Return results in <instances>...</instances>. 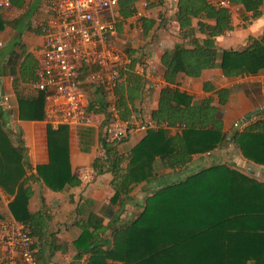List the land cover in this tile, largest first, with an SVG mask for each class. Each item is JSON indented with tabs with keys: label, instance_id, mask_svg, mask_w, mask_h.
<instances>
[{
	"label": "trees",
	"instance_id": "trees-1",
	"mask_svg": "<svg viewBox=\"0 0 264 264\" xmlns=\"http://www.w3.org/2000/svg\"><path fill=\"white\" fill-rule=\"evenodd\" d=\"M229 2L242 10L245 20L255 21L262 16L263 0ZM175 16L183 38L181 44L160 57L168 86L161 90L157 109L151 113V121L158 128L147 131L126 157L116 154L113 142L101 140L107 160L96 159L92 166L96 174L112 173L114 194L110 204L120 208L129 201L136 186L154 178L158 159L178 177L184 174L192 156L211 152L225 140L212 99L194 104L184 93L170 87L176 84L178 74L198 78L202 71L218 66V58L225 78L264 73V31L256 38L248 37L241 51L220 50L216 38L233 29L229 10L214 8L208 0H178ZM3 29L4 22L0 20V32ZM196 34L203 38H196ZM186 38L188 42L184 41ZM31 64V57L26 55L21 63L23 81L32 78ZM135 64L132 61L128 67L130 86L115 89L121 120L128 119L130 106L143 92L140 77L132 73ZM203 89H208L207 84ZM216 94L222 105L228 91L221 89ZM43 100L40 92L30 101V116L26 102L19 101V119L40 118ZM104 107L100 110L106 111ZM92 110L90 105L88 111ZM252 116L255 114L245 117L243 129H236L231 141L244 160L264 167V113L251 119ZM175 126L181 129L173 136L164 129ZM47 136L49 162L37 167L38 178L53 191L79 186L68 162L66 127L48 128ZM23 174L22 152L13 147L0 114V189L13 196L8 208L14 220L23 224L32 238L41 241L48 219L41 213H29L31 192L19 184ZM170 181L147 196L139 215L129 225L114 229L110 239L103 237L106 226L102 219L90 215L75 244L88 255L87 264H264V180L220 164L186 175L181 181Z\"/></svg>",
	"mask_w": 264,
	"mask_h": 264
},
{
	"label": "crops",
	"instance_id": "crops-1",
	"mask_svg": "<svg viewBox=\"0 0 264 264\" xmlns=\"http://www.w3.org/2000/svg\"><path fill=\"white\" fill-rule=\"evenodd\" d=\"M48 1L11 0L10 8L0 9V20L4 22V29L0 32V98L7 96L9 99L7 110L0 103V114L13 147L21 151L23 155L24 174L19 184L31 192L28 211L30 214L41 213L48 219L43 239L37 241L33 238L38 263L87 264L88 255L77 249L75 244L78 243L76 241L81 236L82 227L89 216L93 214L102 219L103 226H106L103 237L110 239L111 232L129 225L141 212L144 199L152 195L161 185L170 184L174 174L173 171L164 168L158 159L155 163L154 178L149 183L136 186L130 192V199L123 208H120L118 204H110V198L114 194L111 187L113 176L110 172L96 174L92 185L85 186L80 182L77 187H66L61 191L48 189L38 178L37 167L49 162L47 132L50 127L45 120V103L44 100L41 103V109L38 112L41 114L40 118L22 120L19 119V101L26 102L27 114L30 116L33 105L29 103L40 93L33 85L37 78L36 54L43 41L39 31L31 26V22L44 20L50 16L47 8ZM177 2L178 0H118L117 7L110 13H106V16H114L116 21L112 41L116 50L124 56L125 61L121 70L123 82L118 88L130 86L127 73L132 61L136 62V68L142 60L149 57L153 61L156 74L149 87L140 77L144 84L142 95L130 106V116H137L138 120L148 126L147 130L131 132L122 142L112 143L116 154L123 157H126L139 144L147 131L158 128L151 121V113L157 109L161 90L168 86L163 79L164 69L160 64V57L163 52L171 51L175 45L181 44L183 38L175 16ZM144 5L147 6L144 7ZM137 12L142 13V18L138 19L135 16ZM257 22L258 19L249 27L242 26V30H237L235 28L239 22L231 18L233 29L216 38L217 47L220 50H243L248 37L256 38L264 31V24H259L257 27L259 35H247L246 40H241L240 33L257 25ZM241 23L244 22L241 21ZM195 37L203 38L199 34ZM184 41L188 42V38ZM26 55L32 59L33 75L32 78L23 81L20 79L21 63ZM217 63L218 66L214 69L202 71L198 78L178 74L176 84L170 86L184 93L194 104L205 99H212V105L218 109L221 130L225 136L220 147L208 153L192 156L182 174L183 178L214 165L241 160L253 166L242 158L239 150L232 143L231 136L236 129L239 131L243 129L246 116L253 113L255 114L251 118L253 119L261 117L264 113V73L225 78L219 67L220 58ZM81 79L86 90L90 125L75 128L62 126L67 129L68 162L71 173L76 177L78 168L93 169L96 159L107 160L101 140L107 141L104 131L108 114L107 109L106 111L100 109L102 105L107 108L111 103L116 104L117 100L115 94L117 87L108 93L100 85L90 84L87 81L86 71L82 72ZM204 84H207V90L203 89ZM221 89L228 91V97L222 105H219L216 92ZM90 105L98 112L88 111ZM235 123H240V127L234 128ZM176 127H164V129L173 136L181 129L178 127L180 128L178 131ZM231 167L236 169L235 166ZM258 167L261 168V166ZM12 199L13 196L6 195L0 189V215L2 216L0 223L14 220L8 208Z\"/></svg>",
	"mask_w": 264,
	"mask_h": 264
},
{
	"label": "built area",
	"instance_id": "built-area-1",
	"mask_svg": "<svg viewBox=\"0 0 264 264\" xmlns=\"http://www.w3.org/2000/svg\"><path fill=\"white\" fill-rule=\"evenodd\" d=\"M117 3L118 0H49L50 16L31 22L43 38L36 54L37 78L33 86L44 95L45 120L51 129L90 125L86 90L81 79L83 71L87 72L90 84L100 85L108 93L122 84L124 56L112 41L116 21L114 16H106ZM208 3L217 9L231 11L235 8L229 0H208ZM10 6L11 0H0V9ZM135 16L140 19L142 13L137 12ZM134 73L149 87L156 77L153 61L145 58ZM0 100L3 108L9 109L8 97L2 96ZM107 114L104 134L109 142L120 143L131 132L148 128L135 115L121 120L115 104L107 106ZM239 127L240 123L234 124V128ZM176 128L179 131L180 128ZM77 177L82 185L89 186L94 183L96 173L89 167H80ZM0 264H39L33 238L28 229L15 220L0 223ZM106 264L123 263L108 261Z\"/></svg>",
	"mask_w": 264,
	"mask_h": 264
},
{
	"label": "rangeland",
	"instance_id": "rangeland-1",
	"mask_svg": "<svg viewBox=\"0 0 264 264\" xmlns=\"http://www.w3.org/2000/svg\"><path fill=\"white\" fill-rule=\"evenodd\" d=\"M262 11V16H264V0H263V6L261 8ZM231 18L236 19L239 23L237 24V27L235 29L237 30H242V26L245 27H249L252 22H255L251 19H248L245 21V19H243V17L245 16L242 12V10L238 7H235L234 9H232L231 11ZM251 20V21H249ZM241 21H243L244 23H241ZM242 161V160H241ZM236 161V162H232L229 163L228 165L230 166H235L236 169L240 170L242 173L255 178L256 180L262 181L264 180V168H260L258 166H251V165H247V163ZM174 182H178L181 181L183 179V175H179L178 177H174ZM172 179V180H173Z\"/></svg>",
	"mask_w": 264,
	"mask_h": 264
},
{
	"label": "clouds",
	"instance_id": "clouds-1",
	"mask_svg": "<svg viewBox=\"0 0 264 264\" xmlns=\"http://www.w3.org/2000/svg\"><path fill=\"white\" fill-rule=\"evenodd\" d=\"M259 24H264V17H260L258 19L257 25H254L253 27L247 29L246 32L240 33L241 40L242 41L246 40L247 35H253V36L259 35V33L257 32V27Z\"/></svg>",
	"mask_w": 264,
	"mask_h": 264
}]
</instances>
